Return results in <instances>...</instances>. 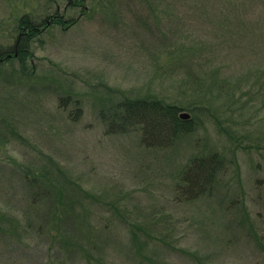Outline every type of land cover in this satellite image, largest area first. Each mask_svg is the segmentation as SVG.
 <instances>
[{"label":"rangeland","instance_id":"374dc122","mask_svg":"<svg viewBox=\"0 0 264 264\" xmlns=\"http://www.w3.org/2000/svg\"><path fill=\"white\" fill-rule=\"evenodd\" d=\"M24 17L41 32L22 63ZM0 54V264H264V0H0ZM150 98L192 133H106L102 112ZM215 152L229 173L176 204Z\"/></svg>","mask_w":264,"mask_h":264},{"label":"trees","instance_id":"16d2710c","mask_svg":"<svg viewBox=\"0 0 264 264\" xmlns=\"http://www.w3.org/2000/svg\"><path fill=\"white\" fill-rule=\"evenodd\" d=\"M53 23L65 26L60 17ZM73 23L75 22H71ZM40 32V25L32 22L30 18L21 19V39H18L14 49L22 63H25L27 59H33L31 44ZM12 57V54L6 56L0 54V59ZM61 100L64 102L66 99ZM75 111L76 113L70 111V117L73 121H78L82 117V108L77 103ZM181 111L180 106L159 99H124L102 112L101 118L104 120L108 135L136 133L144 148L155 150L169 148L181 136L192 133L194 121L182 119ZM231 165L230 160L217 152L192 157L177 177L174 186V202L178 205H191L205 198L229 173ZM58 200L57 204H61L60 197ZM60 209L62 208H58L57 205L58 213ZM131 234L136 241L137 234L134 230Z\"/></svg>","mask_w":264,"mask_h":264},{"label":"water","instance_id":"95a60500","mask_svg":"<svg viewBox=\"0 0 264 264\" xmlns=\"http://www.w3.org/2000/svg\"><path fill=\"white\" fill-rule=\"evenodd\" d=\"M181 117H182L183 119H187L189 116H188L187 114H182Z\"/></svg>","mask_w":264,"mask_h":264},{"label":"flooded vegetation","instance_id":"af4514ba","mask_svg":"<svg viewBox=\"0 0 264 264\" xmlns=\"http://www.w3.org/2000/svg\"><path fill=\"white\" fill-rule=\"evenodd\" d=\"M1 62H4V59H3V58H2V59H0V63H1Z\"/></svg>","mask_w":264,"mask_h":264}]
</instances>
